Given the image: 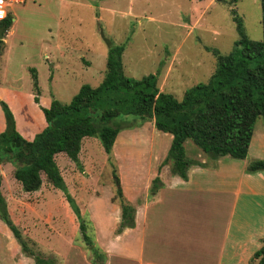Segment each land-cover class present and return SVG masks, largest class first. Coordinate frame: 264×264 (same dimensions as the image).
Returning a JSON list of instances; mask_svg holds the SVG:
<instances>
[{"label": "rangeland", "instance_id": "374dc122", "mask_svg": "<svg viewBox=\"0 0 264 264\" xmlns=\"http://www.w3.org/2000/svg\"><path fill=\"white\" fill-rule=\"evenodd\" d=\"M69 1L73 0H62V7L53 0H40L35 8L31 6L32 0H27L28 7L15 5L13 9L12 34L6 39L0 59V99L11 109L20 133L33 125L37 127V117L43 121L38 104L33 101L31 68L36 70L42 105L48 106L53 99L69 102L82 84L96 86L102 80L106 68V38H110L115 43H125L122 55L125 73L140 77L156 72L159 67L160 90L174 91L180 99L185 87L195 81H206L214 70L215 57L204 47L227 54L234 50L238 39L229 8L215 0H151V9L141 15L131 10L130 0H91L96 1L91 9L87 6L92 4L89 0ZM18 2L23 0H12L9 6ZM139 5L142 10L146 9V2L141 1ZM234 8L247 37L261 40V0H238ZM201 57L203 66H190ZM176 70L180 74L184 72L178 80L172 77ZM254 128L256 133L264 130V118H257ZM91 139L97 140L98 146H85L79 156L80 167L63 155L56 157L68 193L85 221L88 216L84 207L89 201L101 218H107L118 170L124 176L136 171L145 174L153 163L147 140L139 146L117 147L111 163L100 141L94 136ZM184 147L188 158L193 154L192 148L198 149L190 139ZM0 169L9 217L23 237H27L23 228L29 231H35L36 225L41 228L40 221L49 219L51 213L53 219L70 221L66 224L67 230L73 228L75 242H82L77 217L61 190L42 176L41 188L25 193L11 176V165ZM94 191L98 195L92 196ZM6 244V234L0 227V250H12L13 246ZM32 248L36 251L35 246Z\"/></svg>", "mask_w": 264, "mask_h": 264}, {"label": "trees", "instance_id": "16d2710c", "mask_svg": "<svg viewBox=\"0 0 264 264\" xmlns=\"http://www.w3.org/2000/svg\"><path fill=\"white\" fill-rule=\"evenodd\" d=\"M238 0H217L226 5L236 24L238 39L232 52L220 53L206 47L215 57V68L206 81L188 87L179 99L160 90L158 72L140 77L127 75L123 70L122 55L125 43L106 38V68L96 86L82 84L69 102L53 99L49 107L39 104L40 89L36 70L30 69L34 90L33 100L43 112L46 126L32 139L24 138L16 129L14 115L0 99L5 128L0 132V164L12 166L11 176L25 193L38 190L43 177L61 190L79 222L82 241L92 253L94 264H104V256L87 233V225L75 200L68 193L55 157L62 154L79 166V153L84 137H96L108 161L112 163V148L117 134L151 121L154 127L172 136L162 165H169L171 173L187 178L193 163L186 156L184 143L190 139L208 158L229 156L244 159L253 135L257 118H264V0H261L263 38L252 40L244 32L241 18L236 14ZM12 24L7 13L0 19L5 32ZM0 39V45H3ZM3 47L0 48V54ZM80 167V166H79ZM264 170V159H255L246 166L247 172ZM116 169L113 170L114 175ZM0 173V219L8 226L22 251L35 264H57L53 256L35 251L11 220L2 192ZM159 187L156 176L150 192ZM121 209L115 233L135 225V207L123 195L119 179L114 196ZM251 262L264 264V238Z\"/></svg>", "mask_w": 264, "mask_h": 264}, {"label": "crops", "instance_id": "0c3cea01", "mask_svg": "<svg viewBox=\"0 0 264 264\" xmlns=\"http://www.w3.org/2000/svg\"><path fill=\"white\" fill-rule=\"evenodd\" d=\"M53 1L64 6L62 0ZM89 1L92 4L87 3V6L91 9L96 5V1ZM141 1L146 2L145 10L139 5ZM26 3L27 0H23L22 3L8 5L7 13L12 16V21H15V5L28 7ZM130 3L131 10L141 15L149 12L153 2L130 0ZM37 5H40V0H32L31 6L36 8ZM12 26L13 24L3 32V50L6 48V39L12 34ZM206 47L204 49L209 51ZM55 49H58L57 45ZM3 50L0 59L4 54ZM45 57L48 58V54ZM190 66H203L202 57ZM178 71L172 76L174 80L184 76L183 71V74ZM156 72L159 76V67ZM210 75L211 73L207 75L208 78ZM196 83L198 82L195 81L185 88ZM39 104L43 107L50 105H42L40 99ZM40 112L43 121L37 117V127L33 125V128L26 129L25 133L18 131L24 138L32 139L35 132L46 126L41 109ZM4 128L5 119L0 109V132ZM171 139V134L157 130L151 121H146L138 127L123 129L117 134L112 148L114 156L117 147L134 144L139 146L147 140L153 163L151 161L152 166H149L145 174L136 171L124 176L119 170L117 172L124 197L135 207L134 227L115 233L121 215L119 204L111 200L115 185L109 197L106 219L95 212L92 201L84 207L88 216L87 233H91L93 244L103 254L104 264H254L251 258L261 247L264 238V170L247 172L246 166L252 160L264 159V130L256 133L254 128L244 159L229 156L210 159L199 148H192L193 154L187 158L193 163L188 168L186 179L171 173L168 164L160 165ZM85 146L96 147L98 141L90 136L84 137L79 156ZM59 155L62 156H57ZM4 165L0 164V168ZM0 173L2 174L1 169ZM156 176L159 178V187L155 193H151V183ZM96 195L98 192L94 191L92 196ZM50 216L51 213L49 219L43 218L40 221L39 226L43 227L42 229L36 225L35 231H29L22 226L27 234L26 238L36 247V251L45 256H53L57 264H94L87 245L83 241L75 242L76 234L73 228L67 230L66 224L70 221H59ZM0 227L6 234V245L13 246L12 250H0V264H35L34 259L22 251L20 244L1 219ZM2 246L4 247V244Z\"/></svg>", "mask_w": 264, "mask_h": 264}, {"label": "built area", "instance_id": "2783aa9c", "mask_svg": "<svg viewBox=\"0 0 264 264\" xmlns=\"http://www.w3.org/2000/svg\"><path fill=\"white\" fill-rule=\"evenodd\" d=\"M12 0H0V13H3V15H0V19L4 18L7 14V7L10 4Z\"/></svg>", "mask_w": 264, "mask_h": 264}, {"label": "water", "instance_id": "95a60500", "mask_svg": "<svg viewBox=\"0 0 264 264\" xmlns=\"http://www.w3.org/2000/svg\"><path fill=\"white\" fill-rule=\"evenodd\" d=\"M3 30H4V26L0 27V39L3 38ZM117 181V178L115 179Z\"/></svg>", "mask_w": 264, "mask_h": 264}, {"label": "snow or ice", "instance_id": "6c2138e0", "mask_svg": "<svg viewBox=\"0 0 264 264\" xmlns=\"http://www.w3.org/2000/svg\"><path fill=\"white\" fill-rule=\"evenodd\" d=\"M0 15H3V13H0Z\"/></svg>", "mask_w": 264, "mask_h": 264}]
</instances>
